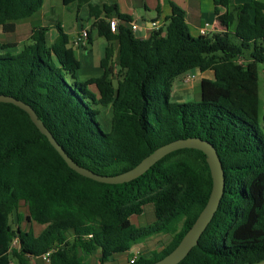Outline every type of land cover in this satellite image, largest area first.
<instances>
[{"label":"trees","instance_id":"obj_1","mask_svg":"<svg viewBox=\"0 0 264 264\" xmlns=\"http://www.w3.org/2000/svg\"><path fill=\"white\" fill-rule=\"evenodd\" d=\"M43 2L0 0L3 32H13ZM62 2L87 4L94 19L88 44L91 30L107 42L101 74L79 79L80 62L61 25L53 41L47 26H35L16 50L15 42H0V94L29 104L73 161L102 175L124 172L179 138L209 141L222 164L224 191L197 245L178 264H264L257 68L264 63V0H214L222 30L198 36L170 2L164 35L159 28L147 38L135 36L116 4ZM112 11L124 22L116 31L109 27ZM192 70L213 73L201 79L200 99L172 100L174 81ZM205 158L182 148L128 182H98L69 168L25 111L0 102V264H31L45 253L47 264H84L95 252L102 264L151 234H171L160 250L141 252L132 263L151 264L178 244L205 206L212 187ZM148 203L155 221L138 228L130 217ZM31 223L44 227L35 234Z\"/></svg>","mask_w":264,"mask_h":264},{"label":"crops","instance_id":"obj_2","mask_svg":"<svg viewBox=\"0 0 264 264\" xmlns=\"http://www.w3.org/2000/svg\"><path fill=\"white\" fill-rule=\"evenodd\" d=\"M136 1L139 3L138 7H135ZM228 1L230 4H240L248 0ZM170 2H174L184 10L185 20L192 35L198 36L199 34H207L222 30L216 18L214 0H89V3L96 4L99 7L102 5L116 4L118 13L128 15L131 18V22H129L128 25H131V23L136 24V29L133 31L135 33V36L138 38H147L156 30L154 25H152L153 22H156L160 25L159 28L162 29L161 34L164 35L165 25L167 24L171 15ZM217 7L220 11H224V8L222 6L218 5ZM53 8L54 6L51 4L50 0H44L42 7L37 13L38 18L44 21L48 14H54ZM54 16L56 15L54 14ZM109 16L110 18L108 19H116L118 25L120 23H124L119 17H117L116 11H112ZM75 20L76 23L70 28V31L72 33L71 38L69 32L65 30L63 24H61V22H59L57 18H50L48 22L44 21L43 24H40L38 26H47V37L49 41H53L57 36L56 24H60L63 30L67 33L69 45L73 47L74 54L80 62V68L77 71L79 79H86L92 76H98L102 72L99 63L107 42L105 43V45H103L100 50V39L95 38V31L91 30V44H88L87 42V44L83 46L75 45L74 41L80 35L81 30H90V26L94 20L92 17L89 16L87 4H82L79 6V8H77ZM112 44L116 48V42H112ZM94 47L96 48V51H94ZM187 74H191L193 75V77H190L189 79H184L182 76L174 81L171 92L172 100L178 102L185 101L188 97H191L194 94L196 88H200V81L202 78L213 77V73L211 70H204L202 72L198 70H192ZM19 211L21 213H26V211L22 212L20 210V207ZM33 224L34 223H31V227L33 226ZM43 227L44 225H40V230L38 231V233L42 230ZM136 248L137 247H134L133 250ZM152 251L154 250H151L150 252ZM141 252L144 254L150 253L142 249ZM30 261L31 264H47L40 256L31 257ZM88 261V264H100L97 255H93L92 257L87 259V262ZM112 261L113 264H126V261L123 259L117 261L112 259Z\"/></svg>","mask_w":264,"mask_h":264},{"label":"water","instance_id":"obj_3","mask_svg":"<svg viewBox=\"0 0 264 264\" xmlns=\"http://www.w3.org/2000/svg\"><path fill=\"white\" fill-rule=\"evenodd\" d=\"M0 102L12 103L25 111L29 115L33 124L43 135L46 136L49 143L55 148L69 168L84 177L98 182L112 184L128 182L142 175L165 155L178 149L192 148L202 151L205 154V159L210 169V175L212 178V187L208 200L178 244L168 254L151 264H178L189 253V251L197 245L201 234L216 212L224 191V173L222 164L215 147L209 141L201 139L200 137L179 138L157 147L138 164L124 172L116 175H102L73 161L58 144L52 133L47 129L42 120L38 118L37 114L29 104L4 94H0Z\"/></svg>","mask_w":264,"mask_h":264},{"label":"rangeland","instance_id":"obj_4","mask_svg":"<svg viewBox=\"0 0 264 264\" xmlns=\"http://www.w3.org/2000/svg\"><path fill=\"white\" fill-rule=\"evenodd\" d=\"M51 4L54 6L53 11L54 14H48L46 19H44L45 22H48L50 18H57L61 24H63V27L66 31L69 32L70 38L72 36V33L70 31V28L74 26L76 23L75 15L77 11V3L73 2L70 4L64 5L62 3V0H50ZM139 3L136 1L135 7H138ZM142 8V7H141ZM38 12L33 14L30 18L22 19L16 22V29L13 32H3L1 26H0V42H15L17 46L14 48L15 50L19 47H21L22 43L28 38L30 34V28L32 26H38L40 24H43L44 21L40 20L37 15ZM95 38H99L100 40V50L105 45L106 41L103 37H98L96 33L94 34ZM94 51H96V48L94 47ZM258 97H259V124L261 127V130L264 133V63H258ZM94 89V88H93ZM200 99V88H196L194 94L191 97H188L183 102H192V101H198ZM103 118L108 120L110 118V109L106 108L104 110ZM20 210L22 212L26 211V205L24 203L20 204ZM15 219V212L11 214L10 216V222ZM130 221L138 228H145L149 225H151L155 221V215H154V208L151 203L145 204L143 206V211L140 214H136L130 217ZM21 225L24 228H27V225L25 222H22ZM35 233H38L40 230V225L37 223H34L32 226ZM171 237V234L168 233H159V234H151L148 238L140 239V241L137 243L136 247L142 250H146L148 253L151 250L158 251L160 248H162L167 240ZM135 247V246H134ZM133 250V249H132ZM132 250L126 251V252H120L113 254L114 260H120L123 259L126 261V258L130 254ZM150 250V251H149ZM93 255L98 256V252H95L94 254L88 255V257L84 260V264H88L87 259L92 257ZM102 264H113V261L110 259Z\"/></svg>","mask_w":264,"mask_h":264},{"label":"built area","instance_id":"obj_5","mask_svg":"<svg viewBox=\"0 0 264 264\" xmlns=\"http://www.w3.org/2000/svg\"><path fill=\"white\" fill-rule=\"evenodd\" d=\"M117 20L116 19H109V27L111 31H116L117 29ZM152 25H154V27L156 29H158L160 27L159 24H157L156 22H153ZM131 29L135 30L136 29V24L135 23H131ZM87 43V29H83L80 32V35L78 36V38L74 41V44L77 46H83ZM190 77H193V75L191 74H184L183 78L184 79H189ZM141 254V250L139 248H136L134 250H132V252L130 253L129 257H127L126 259V263L127 264H132L137 257ZM44 262L48 263L49 261V253H45L43 255L40 256Z\"/></svg>","mask_w":264,"mask_h":264}]
</instances>
